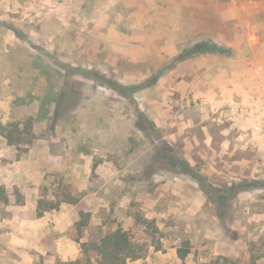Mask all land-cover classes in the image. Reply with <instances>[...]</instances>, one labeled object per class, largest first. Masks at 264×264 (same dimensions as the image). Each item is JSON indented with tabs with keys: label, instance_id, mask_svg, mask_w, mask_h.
I'll list each match as a JSON object with an SVG mask.
<instances>
[{
	"label": "rangeland",
	"instance_id": "obj_1",
	"mask_svg": "<svg viewBox=\"0 0 264 264\" xmlns=\"http://www.w3.org/2000/svg\"><path fill=\"white\" fill-rule=\"evenodd\" d=\"M259 1L0 0V264L118 228L146 264H264Z\"/></svg>",
	"mask_w": 264,
	"mask_h": 264
},
{
	"label": "trees",
	"instance_id": "obj_2",
	"mask_svg": "<svg viewBox=\"0 0 264 264\" xmlns=\"http://www.w3.org/2000/svg\"><path fill=\"white\" fill-rule=\"evenodd\" d=\"M64 202L71 203V201ZM51 209H54V207L49 208V210ZM46 210H38L37 217H41ZM80 215L85 220L77 224L79 229L86 226V219L89 217L88 214L83 215L81 213ZM138 222H140L141 227H146V232L154 226L151 220L138 219ZM153 231L156 232L157 229L154 228ZM150 247L160 250L159 243L154 240L139 242L132 232L118 228L101 238L81 243L78 256L74 260L62 264H126L128 261L142 259L148 253ZM189 252L188 247H179L177 249L178 258L182 261L185 260Z\"/></svg>",
	"mask_w": 264,
	"mask_h": 264
},
{
	"label": "crops",
	"instance_id": "obj_3",
	"mask_svg": "<svg viewBox=\"0 0 264 264\" xmlns=\"http://www.w3.org/2000/svg\"><path fill=\"white\" fill-rule=\"evenodd\" d=\"M262 0H260L259 2H261ZM237 3L236 0H230V4H228V7L226 8L228 10L229 13H233L235 14V18H239L240 15V9L238 12V7H237ZM253 26V25H252ZM252 30H254L252 28ZM249 31V30H248ZM256 31L254 30L252 36L255 38V40H257V43L250 46V47H255L257 50V53H264V39H260V35L255 33ZM251 36V35H250ZM43 216L40 218L42 219ZM43 220H39L38 222H42ZM64 222H67V220ZM69 223V220H68ZM34 224H38V223H34ZM42 224V223H39ZM71 225V223H70ZM30 226V227H29ZM29 229L28 232L31 235V225H29ZM36 226V225H35ZM56 228L58 227L57 225L55 226ZM54 227V228H55ZM33 232V231H32ZM32 251H28L27 253L23 254L22 259L20 260V262H18V264H33L36 260V258L39 256L41 257H46L48 254L47 248L45 246H34ZM55 252L56 255H58V257L63 261V262H67V261H71L74 260L79 252H80V246L78 243H76L75 241H72L71 238H69V236H67V234L63 233L61 234L57 240H55ZM50 264H53V262L49 261ZM140 262V263H138ZM148 262V259L146 260H135L132 262H128L126 264H146Z\"/></svg>",
	"mask_w": 264,
	"mask_h": 264
}]
</instances>
